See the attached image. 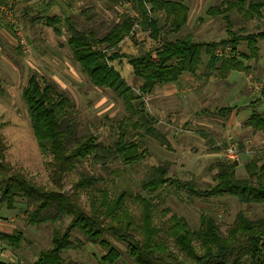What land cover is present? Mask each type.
Instances as JSON below:
<instances>
[{
    "label": "rangeland",
    "instance_id": "1",
    "mask_svg": "<svg viewBox=\"0 0 264 264\" xmlns=\"http://www.w3.org/2000/svg\"><path fill=\"white\" fill-rule=\"evenodd\" d=\"M5 1L4 8L0 6V134L6 147L4 161L7 165L46 190L77 194L79 203L89 214L88 193L98 189L109 192L114 199L126 194L129 197L126 203L131 210V199L135 196L152 199L159 210H172L195 231L201 227L202 216H212L225 237L240 212L252 220L264 218V203L240 204L236 198L227 195L202 198L168 183L154 193L143 186L155 177L156 168L163 166L167 168V178L182 183L192 181L201 191L211 188L215 185L216 163L226 161L223 154L214 151V148L223 144H236L239 155L248 153L256 158L258 167L264 164V132L256 133L245 126L254 109L264 111V104H259V100L264 102L261 92L264 83V40L259 43L257 60L247 61L239 56V53L248 54L246 43H240L236 53H230V48L218 52L226 57H236L248 68L236 75L232 84L222 79L216 70L207 67L208 59L203 53V63L196 73L193 76L185 74L175 83L173 91L170 86H158L150 93L142 94L139 91L142 80L134 74L131 59H139L159 44L152 38L151 30L139 22L135 24L130 35L109 51L110 54H117L110 64L135 95L141 94L134 108L143 103V112L154 120L151 128L166 140L163 144L150 132L139 133L133 126H127L126 121L123 122L128 114L122 100L110 90L100 89L89 82L68 45L67 19L75 22L79 30H92L102 37L127 16L141 20L136 0ZM237 1L184 0L189 10L187 24L175 33L160 13L159 38L174 40L190 34L196 41L204 43L225 39L228 37L227 20L222 15H210L208 10ZM241 1L244 9L251 2ZM227 16L235 33H256L264 29V9L261 20L256 16L247 19L236 9ZM32 76H36L42 84L53 83L59 92L71 99L80 124V135L96 137L98 142L110 147L124 130L129 140L139 134L137 138L141 142V150H146L144 159L131 164L110 159L104 164L100 158L86 157L66 174L62 189H57L51 181V157L39 148L22 98ZM236 86L239 89L237 99L244 100L239 104V115L235 114L237 107L229 112L223 110L230 108L232 91ZM212 143L215 147H211ZM221 149L223 151V146ZM234 163L237 178H247L246 159ZM80 173L99 178V183L90 191L76 189ZM17 201L15 208L4 206L0 212V233L16 239L15 243L0 239V262L31 264L42 251L52 248L55 234L59 233L60 238L63 236L72 218L65 216L58 221L32 225L28 221L32 206L24 199L18 198ZM131 212L139 221L138 211ZM106 224H111L110 220H106ZM160 235L163 237L164 232ZM102 239L118 253L113 264H137L129 254L127 243L110 234H104ZM71 240L74 247L63 253V264H112L103 261L109 248L100 242H90L79 230L72 231ZM193 244L197 254L202 255L199 242ZM166 248L163 254L170 257L172 264H193L173 240H168Z\"/></svg>",
    "mask_w": 264,
    "mask_h": 264
},
{
    "label": "trees",
    "instance_id": "2",
    "mask_svg": "<svg viewBox=\"0 0 264 264\" xmlns=\"http://www.w3.org/2000/svg\"><path fill=\"white\" fill-rule=\"evenodd\" d=\"M136 3L141 20L127 16L102 37H98L92 30H79L75 22L67 19L68 45L89 82L100 89L110 90L122 100L128 114L123 122L126 121L127 126H133L139 133L150 132L165 144V138L151 128L154 120L143 112V103L139 108H134V103L141 94L135 95L133 89L111 66L110 62L117 58V54H110L109 51L130 35L135 24L139 22L151 30L152 38L159 44L139 59H131L134 74L142 80L139 88L142 94H148L158 86L177 83L185 74L196 73L203 63V53H206L208 58L207 66L225 79L231 71H247L248 68L236 57H226L218 52L230 48V53H236L237 46L246 43L248 54L239 53V56L247 61L257 60L260 53L259 43L264 40V29L256 33L233 32L227 13L236 9L247 19L256 16L261 20L264 0H251L247 9H244L241 0L210 8V15H222L227 20L228 37L208 43L196 41L190 34L174 40L159 38L160 13L169 23L170 30L175 33H179L187 24L189 10L184 0H136ZM44 83L32 76L23 90L22 98L39 148L51 157V181L57 189H62L66 174L86 157L100 158L104 164L110 159L130 164L144 159L146 150H141L142 145L137 138L139 134L129 140L124 130L117 142L110 147L98 142L96 137L86 138L80 135V124L71 99L59 92L53 83ZM261 92L264 94V83ZM223 110L231 111L230 108ZM135 116L137 117L134 119ZM248 124L255 130L264 132L262 114L253 113ZM214 145L215 143H212L211 147H215ZM222 146L224 148L227 144L214 148V151L220 152ZM5 150L4 139L0 134V212L4 206L8 209L15 208L17 199L21 198L33 208L28 217L32 225L58 221L65 216L72 218L71 225L63 236L60 238L59 233L55 234L52 248L42 251L31 264H63V253L74 247L71 235L72 231L76 230L84 234L90 242H100L109 248L103 261L112 264L118 253L102 239L104 234L113 235L127 243L129 254L137 264H172L170 257L163 254L167 249L168 240H173L193 264H264V218L252 220L240 212L225 237L212 216H202L201 227L195 231L172 210H159L152 199L135 196L131 199V210L126 203L129 200L126 194L123 193L114 199L109 192L98 189L88 193L89 214L82 208L77 194L46 190L29 180L22 172L13 170L4 161ZM216 168L215 185L203 191L197 190L192 181L182 183L167 178V168L163 166L157 167L155 177L143 186L150 193H154L168 183L190 195L202 198L227 195L236 198L240 204L264 203V164L258 167L256 158L245 165L248 177L244 179L237 178L236 163L219 160ZM79 175L76 189L90 191V188L99 183V178L82 173ZM134 210L140 215L139 221H136L131 212ZM106 220H110L111 224H106ZM162 232L163 237L160 235ZM0 239L16 242L13 236L5 233H0ZM195 241L199 242L202 255L197 254L193 244Z\"/></svg>",
    "mask_w": 264,
    "mask_h": 264
},
{
    "label": "crops",
    "instance_id": "3",
    "mask_svg": "<svg viewBox=\"0 0 264 264\" xmlns=\"http://www.w3.org/2000/svg\"><path fill=\"white\" fill-rule=\"evenodd\" d=\"M6 1L5 0H0V6H1V8H4V6L6 5ZM208 59V58H207ZM208 67V66H207ZM209 68V67H208ZM242 72H244V71H238V70H235V71H231L228 75H227V77L224 79V80H226V81H228V83H230V84H232V83H234V81H233V79L236 77V75H240V73H242ZM188 75V74H187ZM242 75V74H241ZM184 76V75H183ZM183 76H181L180 78H182ZM188 76H193V74H189ZM179 81H180V79H179ZM178 81V82H179ZM163 86H170V88L172 89V91L175 89V83H169V84H165V85H163ZM162 86V87H163ZM232 92H234L233 93V95H232V99L231 98H229V99H231L230 101H231V106H230V109H231V111H233L232 109H233V107H237V109H236V115H239V111H240V105L239 104H241V103H243V101L244 100H239V99H237V94L236 93H239V89H238V87L236 86V87H234L233 88V91ZM233 97H234V99H233ZM234 103V104H233ZM264 104V102L262 101V100H260V102H259V104ZM253 113H258V114H262L263 116H264V111H260V110H253L252 111V113H251V115L253 114ZM251 115L249 116V118L251 117ZM249 118H248V120L245 122V126L246 127H248V128H250L251 130H253L254 132H261V131H258V130H255L252 126H250L249 124H248V121H249ZM219 153H222L223 154V157H225V155H224V152L223 151H220ZM248 153H240V155H238V158H237V160L236 161H240V159L242 160V158L244 159H246V162L248 163L250 160H252L254 157L253 156H249V155H247ZM246 163V164H247Z\"/></svg>",
    "mask_w": 264,
    "mask_h": 264
},
{
    "label": "built area",
    "instance_id": "4",
    "mask_svg": "<svg viewBox=\"0 0 264 264\" xmlns=\"http://www.w3.org/2000/svg\"><path fill=\"white\" fill-rule=\"evenodd\" d=\"M225 158L228 162L234 163L239 155L238 147L236 144L228 145L223 148Z\"/></svg>",
    "mask_w": 264,
    "mask_h": 264
}]
</instances>
